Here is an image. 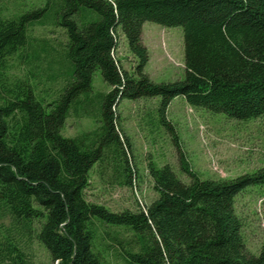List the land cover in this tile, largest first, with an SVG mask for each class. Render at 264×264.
Instances as JSON below:
<instances>
[{
	"label": "trees",
	"instance_id": "trees-1",
	"mask_svg": "<svg viewBox=\"0 0 264 264\" xmlns=\"http://www.w3.org/2000/svg\"><path fill=\"white\" fill-rule=\"evenodd\" d=\"M64 29V58L71 78L50 102L36 99L27 78L11 72L25 57L37 58L28 29L41 22L48 3L11 16L0 14V264H32L25 249L33 221L57 264H103L95 248L93 218L133 232L123 250L127 264H264V243L247 252L236 195L264 185V167L233 179H202L187 164L165 113L181 95L195 107L248 119L264 115V0H51ZM181 26L184 76L154 82L144 72L149 53L142 25ZM122 32L136 58L123 68L115 51ZM30 49V53L28 52ZM17 61V62H16ZM98 68L110 86L94 106L97 125L73 137L61 134L71 109L91 91ZM160 97V122L173 134L188 183L165 164L148 163L158 196L136 211L112 212L89 202L85 189L97 164L111 167V182L132 187L137 178L122 134L117 106L122 99ZM264 201V196H263ZM111 243L121 244L109 232ZM25 238V240H23Z\"/></svg>",
	"mask_w": 264,
	"mask_h": 264
},
{
	"label": "rangeland",
	"instance_id": "rangeland-1",
	"mask_svg": "<svg viewBox=\"0 0 264 264\" xmlns=\"http://www.w3.org/2000/svg\"><path fill=\"white\" fill-rule=\"evenodd\" d=\"M48 3L47 13L41 22L28 29V44L37 48V58L25 57L11 72L27 78L37 100H54L61 88L70 80V70L64 58L63 48L67 40L64 29L56 24L51 0H0V14L11 16L29 11ZM141 39L149 59L144 72L157 83L182 79L184 76L183 31L181 26H163L153 21L142 25ZM30 53V49H28ZM123 68L132 71L136 58L129 51L122 32L118 33L115 51ZM17 62V61H16ZM100 69L92 74L91 91L80 97L67 117L61 134L73 137L93 129L99 113L94 106L100 94L109 91ZM160 97L143 96L135 100L122 99L117 106L122 134L129 142V155L137 178L133 186H120L111 182L112 169L95 165L89 173V185L85 198L89 202L105 206L112 212L136 211L150 204L157 196L148 172L152 161L158 167L168 164L177 177L188 183L189 176L179 164L177 146L172 132L160 122ZM165 118L177 136V143L190 169L202 179H233L252 174L264 167V115L248 119L228 117L224 113L211 112L203 107L189 105L178 95L168 105ZM264 185L252 184L243 188L235 197L234 209L241 220V235L248 253L257 255L264 243ZM44 219L33 221L30 238L25 249L32 264H57L47 249L36 239V233ZM95 248L100 250L103 264H127L123 250L133 232L123 226L105 224L95 218ZM10 218L0 215V231L9 226ZM107 231L121 244L111 243ZM25 240V238H23Z\"/></svg>",
	"mask_w": 264,
	"mask_h": 264
}]
</instances>
